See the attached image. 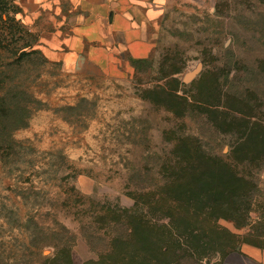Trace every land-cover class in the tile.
<instances>
[{"label":"rangeland","instance_id":"rangeland-1","mask_svg":"<svg viewBox=\"0 0 264 264\" xmlns=\"http://www.w3.org/2000/svg\"><path fill=\"white\" fill-rule=\"evenodd\" d=\"M7 1L22 11L16 0ZM164 6L149 29L151 58L136 63L123 55L105 74L48 60L42 42L50 20L23 17L13 28L12 52L27 43L42 54L22 66L3 55L4 94L18 116L8 136L14 146L0 152V264H32L27 238L34 216L50 223L55 212L74 229L104 206L131 209L129 193L149 202L156 189L136 186L169 176L181 158L180 141L189 136L207 153L237 162L245 177L242 187L228 185V210L219 213L226 218L213 234L224 252L207 264H254L244 251L264 248V0H167ZM166 87L195 101V112L157 93ZM200 220L196 226H210ZM79 254L90 257L83 246Z\"/></svg>","mask_w":264,"mask_h":264},{"label":"trees","instance_id":"trees-1","mask_svg":"<svg viewBox=\"0 0 264 264\" xmlns=\"http://www.w3.org/2000/svg\"><path fill=\"white\" fill-rule=\"evenodd\" d=\"M15 5L0 0V140L6 138L5 142H0V152L12 150L14 141L12 137L8 141V136L10 130L11 133L16 130L13 125L18 116L4 94L7 67L3 55L11 53L12 63L22 66L42 54L27 43L11 51L9 39L16 37L13 28L20 24L21 18L17 21L16 17L22 13ZM177 74L173 72L170 76L176 83ZM160 90L159 95L175 105L181 103L189 115L195 112V101L185 94L169 87ZM180 142L183 145L179 149L181 158L175 161L173 174L153 176L150 187L136 186L142 190L156 189L149 202L129 193L135 200L131 209L104 206L96 218L92 221L86 218L74 229L58 220L55 212L50 223L42 221L39 215L34 216L29 222L27 238L34 249L32 264H207L212 257L223 253L224 250H217L213 235L221 230L219 221L226 218L219 213L228 210L225 207L229 202L224 198L228 185L242 187L245 177L237 162L207 153L196 138L189 136ZM1 158H4L2 154L0 162ZM135 177L143 180L140 173ZM128 180L134 182L129 177ZM238 197L233 194L231 202L237 204ZM197 202L198 208L195 207ZM198 220H208L210 226L205 221L198 227L195 223ZM82 246L90 255L87 260L80 257ZM45 250L50 254L45 255Z\"/></svg>","mask_w":264,"mask_h":264},{"label":"crops","instance_id":"crops-1","mask_svg":"<svg viewBox=\"0 0 264 264\" xmlns=\"http://www.w3.org/2000/svg\"><path fill=\"white\" fill-rule=\"evenodd\" d=\"M167 0H16L21 19L47 21L52 29L42 42L44 54L81 74H105L123 55L131 61L151 58L149 29L165 12ZM25 14V16H23ZM52 21V22H51ZM52 23V24H51ZM264 264V248L244 251Z\"/></svg>","mask_w":264,"mask_h":264}]
</instances>
